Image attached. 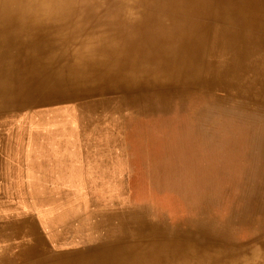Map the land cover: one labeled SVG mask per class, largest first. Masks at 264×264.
<instances>
[{
  "label": "bare ground",
  "instance_id": "1",
  "mask_svg": "<svg viewBox=\"0 0 264 264\" xmlns=\"http://www.w3.org/2000/svg\"><path fill=\"white\" fill-rule=\"evenodd\" d=\"M60 105L87 119L114 109L125 122L192 112L184 136L172 138L168 173L185 169L190 212L167 223L101 207L94 223L79 214L83 231L64 249L30 209L8 200L19 191L6 181L10 143L2 138L0 264H264V0H0V121ZM214 110L239 127L225 143L228 161L217 164L206 160L216 144L207 140L232 123L207 122ZM87 124L82 135L96 129ZM38 141L39 154L49 153ZM48 156L44 171L69 166ZM217 175L236 186L223 216ZM72 217H61L64 231Z\"/></svg>",
  "mask_w": 264,
  "mask_h": 264
},
{
  "label": "rangeland",
  "instance_id": "2",
  "mask_svg": "<svg viewBox=\"0 0 264 264\" xmlns=\"http://www.w3.org/2000/svg\"><path fill=\"white\" fill-rule=\"evenodd\" d=\"M111 111L113 112L106 110L104 113L98 110L96 111L98 116H91L92 112H87L90 115L87 119L85 116L80 117L77 109L60 105L57 109H22L0 121L2 122L0 140L4 138L10 143L9 155L6 156L5 153L10 163L6 181L12 185V190L19 191L17 193L19 199L15 200L14 195H11V198L8 195V200L12 204L16 203L20 209H30L42 234L52 231L53 236H45L47 239L54 237L52 244L62 245L64 249L71 248L72 240L83 231L82 229L79 233L76 232L78 216L83 213L87 216L88 223H94L99 218L96 214L101 207L111 209L113 212L116 209L147 211L163 218L167 223L190 212L184 191L187 179L185 169L175 166L173 170L175 176L168 173L171 150L174 147L172 138L184 136L182 129L187 126V121L190 122L194 114L191 112L183 116L162 118L138 116L125 122L121 118L123 114L117 113L114 109ZM214 111L206 113L207 122L232 123L230 127H220L214 139L210 137L207 140L216 141V144L207 150L206 160H217L215 163L217 164L222 159L228 161L225 145L228 141L237 139L232 135L239 127L235 128L233 125L235 122L220 117L217 111ZM82 118L86 120L82 121ZM80 123H88L89 128L91 125L96 126V129L87 130V136L82 135V130H78ZM58 127L69 129H63L51 138L50 133L57 132L55 129ZM63 138L66 139V143L61 141ZM83 138H86L85 141ZM40 139L47 140L49 153L39 154V150L44 146H39L41 143L33 145V141L40 142L38 141ZM77 142H82V145ZM95 142H98V146L91 152L101 151L104 147V153L109 155V161L104 163L105 166L101 165V162H90V155L85 152L86 147L91 148V144ZM54 149H59L62 151L59 152L60 155L62 153L63 157L69 158V166L59 172L46 169L44 171L40 168L39 162L44 155L50 157L57 154ZM76 152L77 156L73 157ZM0 159L2 160L1 156ZM190 175L196 178L194 173ZM2 184L3 181L0 179V187ZM214 186L223 192L219 199L222 201L215 209L217 215L223 216L227 212L230 195L235 192L236 186L226 179H219L218 175L214 180ZM68 214L75 218L72 217L73 224L70 228L67 226L64 231L62 224L65 222L61 223L60 219ZM91 231L93 230L87 226L85 234Z\"/></svg>",
  "mask_w": 264,
  "mask_h": 264
},
{
  "label": "crops",
  "instance_id": "3",
  "mask_svg": "<svg viewBox=\"0 0 264 264\" xmlns=\"http://www.w3.org/2000/svg\"><path fill=\"white\" fill-rule=\"evenodd\" d=\"M85 134H86V132L83 133V135H85ZM103 150H104V147H102L101 151L92 152V154L90 155L91 158H89L90 162H95V163L101 162L102 164H104L105 162L107 163L109 161V155H108V153L105 154ZM54 152L57 153V154H52L49 158L56 157V160L58 159L57 161L61 162V163H63L64 161L65 162H69V160L67 158H65V157H63L62 155L59 154V152H61L60 150L54 149ZM85 152H86V150H85ZM63 154H65V153H63ZM93 154H94V156H93ZM74 156H77L76 153L74 154ZM53 159L55 160V158H53ZM56 168L57 169L56 170L54 169V170L58 171V172L63 170V168L60 165H58V167H56Z\"/></svg>",
  "mask_w": 264,
  "mask_h": 264
}]
</instances>
